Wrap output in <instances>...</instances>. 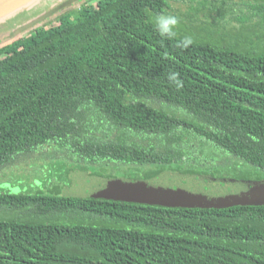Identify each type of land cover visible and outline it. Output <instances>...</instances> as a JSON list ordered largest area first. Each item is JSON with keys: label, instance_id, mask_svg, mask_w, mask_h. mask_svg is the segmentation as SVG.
I'll return each mask as SVG.
<instances>
[{"label": "trees", "instance_id": "obj_1", "mask_svg": "<svg viewBox=\"0 0 264 264\" xmlns=\"http://www.w3.org/2000/svg\"><path fill=\"white\" fill-rule=\"evenodd\" d=\"M170 1L85 0L0 45V165L47 146L156 165L147 177L175 163L261 179L248 164L264 170V0L257 21L238 17L234 43L191 37L187 48L188 36L156 29ZM0 264H264V204L0 191Z\"/></svg>", "mask_w": 264, "mask_h": 264}, {"label": "rangeland", "instance_id": "obj_2", "mask_svg": "<svg viewBox=\"0 0 264 264\" xmlns=\"http://www.w3.org/2000/svg\"><path fill=\"white\" fill-rule=\"evenodd\" d=\"M63 1L65 0H28L23 4V10L0 19V45L15 39L17 35L15 29L18 26ZM82 1L85 0H73L70 5L60 11L76 12ZM254 2L256 0H171L166 14L163 13L161 16L165 14L177 18L178 23L174 31L178 34L197 39L208 37L215 39L220 35L225 40L223 42L234 43L239 31L238 17L249 13L252 17L251 21L259 19V16L252 15ZM60 11L46 18L40 25L56 20ZM233 28L237 29L236 34L231 35L230 31L234 32ZM174 165L175 163L160 166L166 171L172 169ZM244 165L241 163L236 168L239 169ZM155 166L114 161L84 162L67 152L43 146L37 150L19 152L8 162L0 165V191L8 193L41 191L46 194L106 198L165 206H230L237 203L234 199H207L203 195H164L156 192L157 190L152 187L141 186L134 181L137 178L147 179L157 176L159 173L150 177L146 176L151 169H155ZM219 167L220 165H215L206 171H209L214 178L220 176L235 178L234 173L228 171V166L222 171L215 170ZM248 167L250 171L264 178V170L252 167L250 164ZM151 183L154 185L155 182Z\"/></svg>", "mask_w": 264, "mask_h": 264}, {"label": "water", "instance_id": "obj_3", "mask_svg": "<svg viewBox=\"0 0 264 264\" xmlns=\"http://www.w3.org/2000/svg\"><path fill=\"white\" fill-rule=\"evenodd\" d=\"M28 0H0V19L15 15L23 10V4ZM73 0H65L57 6L45 11L35 18L24 22L15 30L19 37L24 32L37 27L46 18L71 4ZM25 34V33H24ZM3 45V44H2ZM130 180V179H129ZM132 181V179L130 180ZM141 186L152 187L164 195L193 196L203 195L207 199H234V204H264V178L243 179L230 177H212L210 174L183 173L177 170H166L157 176L147 179H134ZM142 181V182H140ZM154 181L153 183H151ZM212 207V206H201ZM225 207V206H213Z\"/></svg>", "mask_w": 264, "mask_h": 264}, {"label": "clouds", "instance_id": "obj_4", "mask_svg": "<svg viewBox=\"0 0 264 264\" xmlns=\"http://www.w3.org/2000/svg\"><path fill=\"white\" fill-rule=\"evenodd\" d=\"M178 20L173 15H163L155 19L156 29L162 37L171 38L175 35L174 28L177 25ZM192 43L191 37H185L179 47L187 48ZM168 80L175 83L177 88L182 87V80L179 78V73L172 72L168 75Z\"/></svg>", "mask_w": 264, "mask_h": 264}]
</instances>
